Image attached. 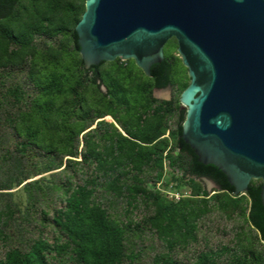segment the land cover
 <instances>
[{
	"label": "trees",
	"instance_id": "obj_1",
	"mask_svg": "<svg viewBox=\"0 0 264 264\" xmlns=\"http://www.w3.org/2000/svg\"><path fill=\"white\" fill-rule=\"evenodd\" d=\"M84 1L0 0V77L15 68L25 72L22 84L0 87V131L8 129L15 141V185L34 173L62 166L60 172L51 173L55 179L48 190L61 192L58 203L52 201L44 208L37 202L46 192L40 187L39 192L33 190L36 180L24 184L27 214L36 213L55 234L51 240L42 232L23 240L0 228V236L11 241L4 255L0 254V264H51L64 258L73 264H124L133 254L128 235L141 237L145 231L167 249L156 253L152 264H180L173 249L195 239L194 219L199 209L195 210L192 199L175 201L146 188L159 160H164L172 173H179L180 177L173 178L185 182L192 195L204 202L203 213L210 210L207 191L194 178L205 177L219 186L218 190L228 197L226 208L245 210L226 176L216 166L199 162L180 137L185 111L179 100L159 101L151 96V87L164 88L173 83L174 65L167 56L150 67V76L143 75L147 82L136 91L142 97L141 109L131 120L123 119L130 115L132 106L126 98L127 89L115 79L104 80L100 71L104 61L86 68L79 54L74 27ZM35 35L51 39L53 45L37 46ZM47 59L49 67L41 65ZM129 61L143 73L133 60ZM97 79L105 82L107 93L90 103L86 90L96 85ZM104 115H111L126 136L112 122L96 121ZM174 117L175 127L170 131L174 145L166 149L160 137ZM81 134L83 147L79 149ZM95 137L102 143L95 142ZM34 156L41 157V168L31 172L28 165ZM83 168L88 175L73 181ZM260 185V180H251L240 197L248 199L246 219L264 243ZM9 187V183L0 181V190ZM98 188L125 200L131 209L142 202L147 212L138 221H119L97 199ZM8 195L0 192L2 198ZM17 213L16 204L6 200L0 218L16 219ZM248 253L245 258L234 256L232 264H264V253ZM218 260L217 251H201L195 264H218Z\"/></svg>",
	"mask_w": 264,
	"mask_h": 264
},
{
	"label": "water",
	"instance_id": "obj_2",
	"mask_svg": "<svg viewBox=\"0 0 264 264\" xmlns=\"http://www.w3.org/2000/svg\"><path fill=\"white\" fill-rule=\"evenodd\" d=\"M74 30L86 68L131 59L146 76L174 38L189 78L180 137L233 195L260 180L264 208V0H85ZM169 86L152 97L169 100Z\"/></svg>",
	"mask_w": 264,
	"mask_h": 264
},
{
	"label": "rangeland",
	"instance_id": "obj_3",
	"mask_svg": "<svg viewBox=\"0 0 264 264\" xmlns=\"http://www.w3.org/2000/svg\"><path fill=\"white\" fill-rule=\"evenodd\" d=\"M34 43L39 47H44L46 44L53 45V41L44 36H34ZM55 45V44H54ZM56 46V45H55ZM177 42L174 38H170L163 47L164 56H167L174 65V77L173 83L169 86V100L178 99L180 92L183 90L185 84H188L189 78L187 76L186 68L182 65L180 56L176 50ZM111 62V63H110ZM47 63V64H46ZM41 65H48L49 60L41 62ZM101 73L105 81L115 79L122 83L127 89L126 98L131 102V113L129 116L123 119L131 120L132 117L140 110V103L142 97L136 95L138 87L146 83L147 81L143 77V73L139 72L129 60L115 59L113 61L105 62L100 67ZM25 72H22L15 68L8 73L4 72L0 77V87L11 86L12 84L23 83V77ZM28 82V81H27ZM27 86L30 87L29 83ZM153 88H150L152 96ZM107 93V87L105 82L100 79L96 80V85H91L86 90V97L90 103H95L101 94ZM138 98L139 101L133 102V99ZM167 100L168 99H157ZM107 122H112L114 126L126 136V134L119 128L118 124L114 121L111 115H104L102 118L97 119ZM175 117L170 118L168 121V128L164 134L160 137L166 143V149L173 147L174 140L170 135V131L175 127ZM92 125L90 128L94 127ZM95 142L97 141L95 137ZM83 147L82 134L79 136V149ZM165 149V150H166ZM79 159V158H77ZM31 172H34L35 168H41V157L34 156L29 161ZM79 167V166H77ZM62 166L58 169H54L48 172H42L39 174L31 175L25 181L15 185V141L9 134L8 129H2L0 131V181L10 184L8 189L0 190V192H8V196L0 197V209L4 210L5 201H11L13 205L16 204L19 213L14 218L9 220L4 215L1 216L0 228L4 230L7 235H18L23 240L26 237L36 236L37 233L42 232L50 240L55 234L50 225L43 224L39 220V216L32 212L27 214L26 205L27 197L25 193L24 184L28 181H34L33 190L38 191V187L42 188L46 192V195L40 199L37 204L42 206L52 205V201L59 202V196L61 192L48 193L50 186L53 185L54 176L52 172H60ZM155 171L146 183L148 190L159 192L167 199L179 200L181 198L192 199L193 206L197 211V217L194 219L195 227V239H191L185 246H177L173 249V256L180 264H195L197 257L201 251H217L219 254L218 264H232L234 256L245 258L249 257V251L256 253H264V243L260 242L257 238V234L254 229L249 225L246 219V208L248 206V199L246 197H238L239 203L243 206L245 212H240V209L232 211L230 208L224 206V202L228 201V197L221 193L217 188H212L206 198L209 200L210 210L208 212H202L204 202L201 199H197V196L192 195L191 189L185 182H178L173 176L180 177L179 173H172L167 168L164 160H159L154 166ZM81 170V169H79ZM36 172V171H35ZM54 173V174H55ZM89 171L83 168L78 172L77 177L72 178L73 181L79 180L80 177L85 178ZM65 177V174L63 175ZM194 180L199 182L198 178ZM80 181V180H79ZM200 183V182H199ZM202 186V185H201ZM178 197V199L176 198ZM97 199L108 207V211L111 215L119 221L127 222L128 220L138 221L143 214L147 212V207L142 202L138 203L136 209L128 208L125 200L116 198L112 194L105 193L102 188L97 190ZM5 200V201H4ZM15 208V207H14ZM131 210L128 213V210ZM127 210V211H126ZM5 221V223H4ZM130 241V249L132 247L133 254L130 260H126L124 264H152L153 257L158 252H166L164 247L156 237L145 231L141 237L135 235H128ZM11 244V241L0 236V254L4 255L7 246ZM133 244V245H132ZM51 264H73L69 258L55 259Z\"/></svg>",
	"mask_w": 264,
	"mask_h": 264
},
{
	"label": "flooded vegetation",
	"instance_id": "obj_4",
	"mask_svg": "<svg viewBox=\"0 0 264 264\" xmlns=\"http://www.w3.org/2000/svg\"><path fill=\"white\" fill-rule=\"evenodd\" d=\"M154 89H157V90H159V89H163V88H154ZM210 180V179H209Z\"/></svg>",
	"mask_w": 264,
	"mask_h": 264
},
{
	"label": "built area",
	"instance_id": "obj_5",
	"mask_svg": "<svg viewBox=\"0 0 264 264\" xmlns=\"http://www.w3.org/2000/svg\"><path fill=\"white\" fill-rule=\"evenodd\" d=\"M178 199V197H176Z\"/></svg>",
	"mask_w": 264,
	"mask_h": 264
}]
</instances>
